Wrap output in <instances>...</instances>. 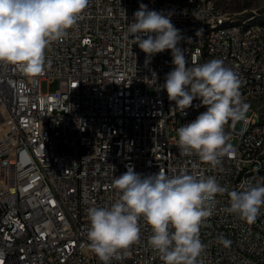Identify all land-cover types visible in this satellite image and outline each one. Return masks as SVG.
Here are the masks:
<instances>
[{"label": "built area", "instance_id": "2783aa9c", "mask_svg": "<svg viewBox=\"0 0 264 264\" xmlns=\"http://www.w3.org/2000/svg\"><path fill=\"white\" fill-rule=\"evenodd\" d=\"M140 4L172 13L185 37L186 66L220 59L237 73L247 104L264 96V27L202 38L208 24L231 18L209 0H89L75 27L45 50L41 73L0 64V264H102L88 248L87 212L111 206L113 180L129 169L213 176L229 191L264 184V125L251 133L257 115L250 106L228 131L231 150L218 166L181 154L177 129L206 108L195 99L182 115L166 90L157 91L174 67L171 51L146 65V54L124 38ZM253 14H263L262 7ZM53 79L59 87L44 92L42 81ZM250 167H261L262 175L249 176ZM228 205L227 193L218 195L200 228L199 264H264V209L247 224ZM140 227V240L110 264H164L148 242L150 227L143 220Z\"/></svg>", "mask_w": 264, "mask_h": 264}, {"label": "clouds", "instance_id": "9594fccd", "mask_svg": "<svg viewBox=\"0 0 264 264\" xmlns=\"http://www.w3.org/2000/svg\"><path fill=\"white\" fill-rule=\"evenodd\" d=\"M89 0H0V64L20 68L29 75L42 72L45 50L67 36L88 7ZM126 16V14H125ZM171 12L150 10L140 4L128 24L125 39L146 54L145 64L155 54L171 51L173 69L163 85L168 99L183 115L199 99L206 108L195 120L177 129V147L182 155H197L215 168L230 150L225 126L245 119L249 105L240 93L237 73L220 59L186 66L180 29L171 22ZM127 18V17H126ZM190 39V38H189ZM78 86V85H77ZM76 86V87H77ZM117 199L110 207L88 209V248L102 264H110L140 240V221L151 229L149 244L164 264H199L205 245L199 233L213 214L218 195L227 193L230 214L254 224L264 209V184H245L229 191L213 176L164 172L144 176L129 169L113 180ZM227 243V241H224Z\"/></svg>", "mask_w": 264, "mask_h": 264}, {"label": "bare ground", "instance_id": "6f19581e", "mask_svg": "<svg viewBox=\"0 0 264 264\" xmlns=\"http://www.w3.org/2000/svg\"><path fill=\"white\" fill-rule=\"evenodd\" d=\"M210 6H220L216 0H209ZM223 17H231L228 19H220L215 21L213 24H208L202 31V38H213L214 36L219 35V33L224 31H233L237 29V36H246L247 31H253V29L258 27H264V6L262 7L263 14H254L259 16V21H239L235 19V16L232 12L226 11L222 7ZM253 11H257V8ZM203 46H210V39H203ZM227 48H234V39L226 38ZM238 51H246V44H238ZM201 104V102H200ZM256 124L251 125V133L260 132V125H264V116H260L256 112ZM225 131L228 134V131H235V122L229 121L225 126ZM262 136H264V128H262ZM261 161H264V150L261 153ZM262 168L261 167H250L249 176H261Z\"/></svg>", "mask_w": 264, "mask_h": 264}, {"label": "rangeland", "instance_id": "374dc122", "mask_svg": "<svg viewBox=\"0 0 264 264\" xmlns=\"http://www.w3.org/2000/svg\"><path fill=\"white\" fill-rule=\"evenodd\" d=\"M216 2L222 6L226 11L232 12L235 16V19L239 21H259L260 17L250 15L254 9L257 7L264 6V0H216ZM245 11V14H240L239 12ZM59 87V80L53 79L51 82L43 80L41 83V88L44 92L54 91ZM248 105L253 108L260 116H264V96L258 98H252ZM251 111L248 109L247 114H250Z\"/></svg>", "mask_w": 264, "mask_h": 264}]
</instances>
